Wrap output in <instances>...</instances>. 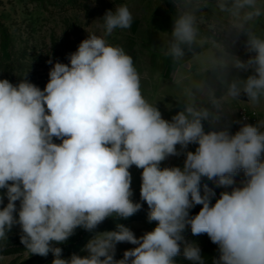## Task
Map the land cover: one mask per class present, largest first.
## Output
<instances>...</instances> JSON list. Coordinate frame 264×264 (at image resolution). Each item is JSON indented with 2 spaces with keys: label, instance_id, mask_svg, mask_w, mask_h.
I'll list each match as a JSON object with an SVG mask.
<instances>
[{
  "label": "clouds",
  "instance_id": "9594fccd",
  "mask_svg": "<svg viewBox=\"0 0 264 264\" xmlns=\"http://www.w3.org/2000/svg\"><path fill=\"white\" fill-rule=\"evenodd\" d=\"M170 2L163 55L180 81L202 61L200 81L182 88L171 119L145 97L133 57L109 42L133 23L127 4L98 18L100 34L87 32L68 63L49 55L43 90L27 73L16 84L0 78V249L18 226L26 252L52 253V264H177L181 255L205 264L201 248L185 238L190 229L217 246L212 264H264V118L252 124L245 116L234 133L225 121L234 101L264 104V35L255 30L264 0ZM241 35L247 59L231 50ZM181 154L182 167L164 166ZM133 166L141 170L139 201ZM205 178L224 189L218 197ZM145 204L150 231L137 236L122 223L96 231ZM77 229L94 233L86 255L61 258L58 245ZM121 243L134 247L117 259Z\"/></svg>",
  "mask_w": 264,
  "mask_h": 264
},
{
  "label": "rangeland",
  "instance_id": "374dc122",
  "mask_svg": "<svg viewBox=\"0 0 264 264\" xmlns=\"http://www.w3.org/2000/svg\"><path fill=\"white\" fill-rule=\"evenodd\" d=\"M121 4L128 5L134 18L133 23L129 29L115 30L108 37L109 42L123 46L125 51L133 57L138 70L139 68H150L153 76L161 75V71L167 72L169 69L175 71L176 66L171 58L163 55L162 50L167 39L165 32L171 31L173 17V13L164 0H0V78H7L16 84L27 73L26 78L43 90L48 82V73L51 68V65L47 63L49 55L53 62L59 60L68 63L67 54L77 49L78 44L87 37V32L97 31V34H100L96 28V20L103 17L107 10H114ZM207 12L211 16V10H207ZM255 30L258 34L264 35V17L256 22ZM241 39L246 40V37L241 35L237 42L239 45H244ZM140 55L151 57L141 60ZM204 55H207L206 50ZM240 58L244 59L241 56ZM201 63L202 61L195 62L191 72L186 73L187 78L181 84L175 87L168 85L169 88L166 90L168 92L164 91L165 95H161L159 92L163 90V86H153L151 92L156 93L158 103L178 107L175 99L180 97L181 88L188 85L189 82L200 81L201 74L197 66ZM247 74L240 73L241 76ZM157 77H154L155 84L158 79L160 80V77ZM154 78L152 77V79ZM165 82H169V80L166 79ZM147 90L149 91V89ZM231 107L235 111L231 115H226L225 121L231 123V131L234 133L240 126L234 122L243 120L241 111L244 108L247 111L255 110H250L248 105L239 101H234ZM255 117L257 120V112ZM256 120H246L245 122L255 124ZM208 128L209 125L205 122V130L207 131ZM177 147L179 150V146ZM195 147L196 145H189L188 150L194 151ZM183 160L182 154L170 157L164 162V166L182 167ZM130 171L133 176V199L139 201L141 170L133 166ZM241 177L242 173L237 177V180ZM209 187L216 191L217 197L224 190L216 187L215 184L209 185ZM4 203H7L6 199ZM200 207V205L195 206L191 213L195 211L197 214ZM125 226L140 236L145 231L153 229L155 223H148L146 215L140 220L126 223ZM19 240L20 229L16 226L8 233V243L5 245ZM193 242L197 245L212 244L206 234L196 236ZM131 247L134 246L127 243L119 244L116 258H122L123 251ZM83 249L84 247L76 254L86 255ZM31 256L33 255H29L25 249H22L17 253L0 255V264H19ZM70 257L62 256L61 258L68 259ZM53 259L54 257L43 264H52ZM177 264L180 263L177 262Z\"/></svg>",
  "mask_w": 264,
  "mask_h": 264
},
{
  "label": "trees",
  "instance_id": "16d2710c",
  "mask_svg": "<svg viewBox=\"0 0 264 264\" xmlns=\"http://www.w3.org/2000/svg\"><path fill=\"white\" fill-rule=\"evenodd\" d=\"M164 1L166 2L170 11L174 14V7H173L172 3L170 2V0H164ZM241 41L244 42L245 39H241ZM231 50L235 54H237L238 56H241L242 58L247 59V54L244 50V45H239L238 43H236L235 46H233V48ZM204 183H207L208 185L214 184L212 181H208L206 178L202 181V185ZM201 189H202V186H201ZM147 211H148L147 205L145 204L141 211H139L138 213H136L135 215H133L129 219H127V220L108 219L104 223L99 225V227L97 228L96 231H110V230L115 229V226L117 223H122L125 225L128 222L140 220L147 215ZM191 215H195V211L192 212ZM93 235H94V233H89V232H86L84 230L77 229L76 234L73 235L72 237H70L69 240L65 244L58 245L59 247L62 248V256H71L72 254H76L77 252H79L84 247L86 242ZM185 238L189 242H193L195 240L196 236H193L191 234L190 229H188L185 232ZM22 249H24V246L21 244V242L19 240L17 242L12 243V244L5 245L2 249H0V255L17 253V252L21 251ZM52 257H54L52 253H49L46 257L45 256H39V255H33V256L29 257L28 259L20 262L19 264H43L46 261H48L49 259H51Z\"/></svg>",
  "mask_w": 264,
  "mask_h": 264
},
{
  "label": "crops",
  "instance_id": "0c3cea01",
  "mask_svg": "<svg viewBox=\"0 0 264 264\" xmlns=\"http://www.w3.org/2000/svg\"><path fill=\"white\" fill-rule=\"evenodd\" d=\"M150 57L149 56L140 55V59L141 60L144 59V58L146 59V58H150ZM138 71L142 75L143 93H144L145 97L147 99H149V101H151V102H156L157 101L156 93L153 94L151 92V89H152L153 86H155V85H156L155 87H157V85H159L160 87L163 86V90L159 91V92H160L161 95H165V92H168V91H166L169 88L168 85H170V87H172V86L175 87V86L181 84V82H183V81H180L175 76V71L172 70V69H169L167 72L161 71V75L157 74L155 76H153L154 74L152 73V70L150 68H139ZM151 75H152L153 78L154 77L158 78L157 76L160 77V80L159 79L157 80V84L154 83L156 79L155 78L152 79ZM186 78H187V76H186ZM166 79L169 80L170 83L169 82H165ZM189 83H197V82H189ZM176 88H179V87H176ZM146 89H149V91L148 90L146 91ZM177 92H179V91H177ZM180 92H182V90ZM246 99L247 98L244 97L245 101H246ZM244 105H247V104H244ZM157 106L159 107V109L162 112V115H163V117L165 119H171V117L173 115H175V113L179 110L178 107L174 106V105H172L171 108H168L165 105H161L160 103H158ZM248 108L250 110H255L257 112V119L264 118V105L260 106V107H258L256 109H252L249 106H248ZM198 246L201 248V254H202V256H203V258L205 260V264H212L213 258L218 255L217 246L214 245L213 243L212 244H202V245H198ZM177 262H179L180 264H191V262L185 260L182 255L177 257Z\"/></svg>",
  "mask_w": 264,
  "mask_h": 264
},
{
  "label": "built area",
  "instance_id": "2783aa9c",
  "mask_svg": "<svg viewBox=\"0 0 264 264\" xmlns=\"http://www.w3.org/2000/svg\"><path fill=\"white\" fill-rule=\"evenodd\" d=\"M256 112L255 111H247L245 108L241 111V117L244 118L247 116V120H256Z\"/></svg>",
  "mask_w": 264,
  "mask_h": 264
}]
</instances>
